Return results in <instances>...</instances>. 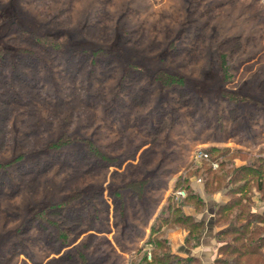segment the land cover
Segmentation results:
<instances>
[{
    "label": "rangeland",
    "instance_id": "obj_1",
    "mask_svg": "<svg viewBox=\"0 0 264 264\" xmlns=\"http://www.w3.org/2000/svg\"><path fill=\"white\" fill-rule=\"evenodd\" d=\"M211 148L264 158V0H0V264L151 262Z\"/></svg>",
    "mask_w": 264,
    "mask_h": 264
},
{
    "label": "trees",
    "instance_id": "obj_2",
    "mask_svg": "<svg viewBox=\"0 0 264 264\" xmlns=\"http://www.w3.org/2000/svg\"><path fill=\"white\" fill-rule=\"evenodd\" d=\"M4 106L10 108V103L6 102ZM67 145L60 141L53 144L51 148L61 149ZM207 152L212 161H220L219 158L226 154L220 152L221 154L216 155L219 152L214 148ZM235 152L241 154L240 152L243 151ZM91 153L95 157L96 155L100 157L97 148H94ZM201 170L203 173H200ZM191 174L194 177L201 176L205 180L204 190L207 194L213 195L224 191L229 197L226 203L217 207L215 224L217 227H224L217 233L218 240L232 238V241L218 249L216 264H264V213L252 210L253 200L249 196L254 189L259 193V199L264 201V158L240 168H236L234 163L220 162L219 171L214 170L211 164L204 162L197 171L194 170ZM223 184L224 186L221 187ZM186 201L193 204L191 208L197 213L205 210L207 204L200 193L192 191L184 202L186 203ZM64 207L58 209L62 210ZM174 212L179 213L181 211L176 210ZM48 214L53 216L57 213L52 214L50 212ZM164 220L189 233L187 237V245L189 246L198 245L206 231V223L192 215L175 217L172 221L167 217ZM151 230L153 233L154 228L151 227ZM152 242L148 241V244L152 246ZM160 247L165 250V254L155 256V252H153L151 262H148L147 256H145L138 264H199L196 258H183L172 254L167 239L161 241V244L156 242L155 248L160 249Z\"/></svg>",
    "mask_w": 264,
    "mask_h": 264
},
{
    "label": "crops",
    "instance_id": "obj_3",
    "mask_svg": "<svg viewBox=\"0 0 264 264\" xmlns=\"http://www.w3.org/2000/svg\"><path fill=\"white\" fill-rule=\"evenodd\" d=\"M241 164L244 165L243 163ZM198 188L200 192H198V189L195 188L196 191L200 193L202 198L207 203L206 210L201 214H198L193 210V212L189 213V215H195L198 217V220H202L206 223V231L203 235V238L198 245L189 246L187 245V237L189 233L179 228L176 230H171L169 233H167L166 239L170 243L172 254H176L183 258H196L198 259L199 264H216L218 249L226 243L219 241L217 238V233L223 228L217 227L215 224V214L217 207L226 203L229 200V197L223 192H218L216 194L207 196L205 190L202 189V187L199 186ZM254 201L256 206H259V208L253 209L254 212L264 213V203L259 199V193L257 192L254 194ZM145 247L148 248L149 246L145 245Z\"/></svg>",
    "mask_w": 264,
    "mask_h": 264
},
{
    "label": "built area",
    "instance_id": "obj_4",
    "mask_svg": "<svg viewBox=\"0 0 264 264\" xmlns=\"http://www.w3.org/2000/svg\"><path fill=\"white\" fill-rule=\"evenodd\" d=\"M198 154H199V157L202 158L203 161L211 162V164H212L214 170H216V169L219 168V164H218V163H216V162H212V161L210 160V156H209V154L204 153L203 151H200ZM198 154H197V155H198ZM200 182H201V180H200ZM176 196H177V199H178V200H182V198H186V197H187V193H186L185 191H178V192L176 193Z\"/></svg>",
    "mask_w": 264,
    "mask_h": 264
}]
</instances>
